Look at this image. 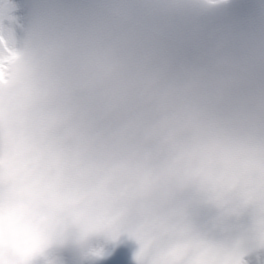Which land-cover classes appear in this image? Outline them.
I'll use <instances>...</instances> for the list:
<instances>
[{
	"label": "snow or ice",
	"instance_id": "snow-or-ice-1",
	"mask_svg": "<svg viewBox=\"0 0 264 264\" xmlns=\"http://www.w3.org/2000/svg\"><path fill=\"white\" fill-rule=\"evenodd\" d=\"M197 18L184 11H161L140 0H52L48 23L68 31L130 35L142 45L161 47L178 58L193 50L219 55L240 72L251 70L264 78V16L251 25L241 48L228 46L222 50L193 45L185 38L189 24ZM111 264H125L123 256L116 253Z\"/></svg>",
	"mask_w": 264,
	"mask_h": 264
},
{
	"label": "clouds",
	"instance_id": "clouds-1",
	"mask_svg": "<svg viewBox=\"0 0 264 264\" xmlns=\"http://www.w3.org/2000/svg\"><path fill=\"white\" fill-rule=\"evenodd\" d=\"M7 14L5 5V19ZM46 229L47 210H36L19 196L6 200L0 209V264H30L43 259L49 246ZM194 258L198 256L194 254Z\"/></svg>",
	"mask_w": 264,
	"mask_h": 264
},
{
	"label": "bare ground",
	"instance_id": "bare-ground-1",
	"mask_svg": "<svg viewBox=\"0 0 264 264\" xmlns=\"http://www.w3.org/2000/svg\"><path fill=\"white\" fill-rule=\"evenodd\" d=\"M7 32L9 31L8 29L6 30ZM254 260H258V259H254ZM50 264H58L56 262H51Z\"/></svg>",
	"mask_w": 264,
	"mask_h": 264
}]
</instances>
